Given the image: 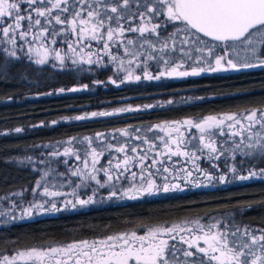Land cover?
Here are the masks:
<instances>
[{
	"label": "trees",
	"instance_id": "obj_1",
	"mask_svg": "<svg viewBox=\"0 0 264 264\" xmlns=\"http://www.w3.org/2000/svg\"><path fill=\"white\" fill-rule=\"evenodd\" d=\"M86 2L95 4L96 0ZM104 3L114 6L122 4V0H103L100 10L106 19L113 14L105 11ZM149 3L157 6L155 0H129L128 8L120 9L126 13L120 24L126 29L139 26V12L145 11L144 6ZM33 7L51 5L47 0L43 4L38 0ZM81 7H84L86 18V4L77 0H68L69 12L53 10L50 17L59 14L62 18H70L69 13ZM146 16L151 23L161 24L157 29L160 42L177 27L168 22L166 16L152 17L151 13ZM49 21L50 18L45 21L41 18L42 27L49 26ZM107 23L117 26L115 20H106ZM157 34L146 33L141 37L139 32H129L133 43L128 44V48L140 53L152 75L164 65L162 61L148 57H159L160 53L153 52L147 44L141 47V42L145 38L156 42ZM160 42L156 43L157 49ZM169 44L171 47L170 41ZM94 46L93 63L77 61L73 64L66 59L59 66L54 60L39 65L25 54L11 56L0 49L1 205L29 203L42 172H65L72 160L65 162L64 156L53 154L64 147L62 143H67V148L81 158L93 149L102 153L103 161L112 160L117 154L113 148L124 145L125 151L129 152L133 144L143 143V137L155 131L158 124L183 119L200 121L207 116L264 109V68L129 81L124 80L123 73L115 67L118 57L114 55L115 59L110 61L99 45ZM175 47L177 51L171 56L175 57L174 63L183 64L182 68L207 67L214 60L213 54L209 60L204 57L197 63L194 57L200 54L194 51L193 59L182 56L179 37ZM257 49L259 56L264 52V45L258 44ZM127 108L134 110L120 111ZM101 112L114 114L92 115ZM122 131L127 134L122 135ZM229 136L227 132L221 135L220 131L214 135L221 156L214 160L216 166L203 163L211 172L226 174V183L127 200L101 196L98 203L77 210H61L32 218H0V259L23 250L120 233L141 234L154 227L196 220L218 222V226L229 233L238 227L241 233L247 228L260 235L264 230V175L260 174V169H264V156L245 155L249 150L244 145L235 147L244 138L232 136L230 139ZM250 171L259 173L258 177L237 180L242 175H249ZM100 192H106V189H100ZM239 236L240 233L237 237L230 235V239L236 240ZM171 244L175 248L172 246L166 253L170 264H199L201 260L209 264L203 254L195 250H191L193 256L185 257L183 252L188 248L180 240ZM247 258L251 260L252 256Z\"/></svg>",
	"mask_w": 264,
	"mask_h": 264
},
{
	"label": "snow or ice",
	"instance_id": "obj_2",
	"mask_svg": "<svg viewBox=\"0 0 264 264\" xmlns=\"http://www.w3.org/2000/svg\"><path fill=\"white\" fill-rule=\"evenodd\" d=\"M78 3L87 7L86 18L83 15L84 7L80 10H73L69 13V17L62 18L57 14L52 17L56 24L65 26V31L68 29L76 36L77 43L81 41L95 40L97 43L103 42V52L106 55H110L111 42L115 39L124 36L125 31L139 32L141 37H144L146 33L157 34V29L161 27L160 23H151V20L146 16V13H151L152 17L163 15L166 16L167 21L171 22L177 27L175 31L169 33L167 37H164L163 42H160L161 36L157 34V41L152 42L145 38L141 42V47L147 44L153 52H159V57L149 56L148 59H158L163 62L164 70L158 75L153 76L147 68L143 71V79L146 80H159L161 77H185L200 75L205 69L203 67H193L189 71H180L183 67L182 63H174L175 57L171 56V53L176 52L177 49L176 39L179 37L182 48L180 49L181 55L188 59H193L192 52L199 53L194 57L197 63H200L205 56L212 57L215 50L219 45L225 46V53L222 55H215V66L212 67L209 64V70L215 72H226L229 70L239 71L241 69H253L264 68V52L259 56L257 55V45H264V0H155L157 6H153L152 3L145 5V11L139 12L141 24L136 27H129L125 29L120 20L126 14L121 12L120 9H127L129 6V0H122V4H116L110 6L106 3L103 4L105 11H110L113 15L105 16L101 12V4L103 0H96L95 4L87 3L86 0H77ZM26 3L29 7L22 8L21 4ZM38 3V0H0V32L4 37L10 39V42L16 44V33L18 32L21 40H26L31 34L33 41L39 42V46H33L29 44L28 53L35 54L37 59L34 61L39 65H44L48 62L50 53L55 52V60L61 65L64 64L66 56L61 54L60 50L50 49L45 47L43 41L48 37L45 35L48 32L46 27H41L38 32H33L34 26H41L40 19H33L31 12L34 11L36 17H46L51 15L53 10H59L60 13L69 12L68 0H47V3L51 7H33ZM39 3L43 4L44 0H39ZM23 12L29 14L25 16ZM27 20L26 30H21L24 26L23 21ZM107 21L116 22V27ZM51 21H49L50 23ZM182 33V35H181ZM51 35L54 37L57 32L53 31ZM204 38H207L205 40ZM171 42V47L169 44ZM208 41H214L216 43L210 44ZM159 43L157 49L156 43ZM52 44L56 43L55 39L51 40ZM128 44H132V40L127 41ZM90 46V45H89ZM243 46L250 55L242 58L239 62L232 58L228 54V49L235 52L237 47ZM68 51L72 53L73 57H79L80 63H93L91 57L92 53H87V59L80 54L84 51L83 47L74 48L72 43H68ZM11 56H15L16 53L9 52ZM125 55L137 57L140 53L131 51L125 48ZM114 60L115 57H112ZM72 63H77L76 59H72ZM124 61L121 60V69L123 70ZM129 64L133 63L132 60L128 61ZM125 79L131 81H139L140 75H134L132 70L127 71ZM114 82V81H113ZM77 89H72L76 91ZM63 91V90H61ZM132 108L120 109V111H133ZM114 113H93V116L100 115H113ZM86 117H76V119H85ZM225 121H229L227 124L229 129H233L230 133L232 136L242 135L245 131L249 132L247 137L248 143L242 139L236 148H240L244 145L249 151L244 153L245 155H253L254 153L264 156V134L261 132H252V129L259 124L261 129H264V109L247 110L245 114H225L222 117L207 116L199 122L193 120H184L182 122H175V126L172 125H157L160 131L165 132L168 140L165 142V151L170 156H187L191 155L195 158V153L182 152L180 145L183 143L184 133L181 131L182 126L188 128H196L200 133V143L203 148L207 149L209 153L216 159L215 156L218 149L215 145V141L210 137L206 140L205 134L211 133L214 129H220L225 125ZM244 121H247L245 125ZM237 125L239 126L237 128ZM20 131V129H16ZM176 133V137L173 138L172 133ZM125 135L126 132H121ZM223 133L221 132V135ZM103 135V134H98ZM147 143V141H145ZM175 145V150H172V146ZM151 147V146H150ZM117 152H125L124 147L116 148ZM136 151L135 148L132 149ZM69 154V149H65L64 155ZM157 155L161 153L157 152ZM102 153L92 151V166L93 171H99L95 168V165L99 162L97 157ZM146 156H141L139 159L143 161ZM132 158L125 155L122 162L115 165L116 169L121 168V164L124 165L125 171ZM153 164L157 163V160L153 159ZM85 168L88 167V161H84ZM215 166V165H213ZM108 179L111 180L112 176L109 174L108 169L103 170ZM168 171L167 168L164 169ZM235 172V169H232ZM77 172H73V175H77ZM256 171H250L248 176H240L241 180H247L250 177L257 176ZM260 174L264 175V169H260ZM91 175V173H89ZM135 175V173H133ZM188 175H191L189 172ZM207 175V174H206ZM92 179L96 177L91 176ZM208 179H212L208 176ZM221 183L225 181V177H220ZM103 186V185H101ZM154 187L151 180L148 181L147 188H142V191L150 192ZM167 185L164 187V191H168ZM44 195H60V193H49L47 188L44 189ZM127 194V193H126ZM135 198V197H130ZM89 201H80L81 204L89 203ZM55 208V205L52 206ZM32 209H25V214H31ZM199 230L202 235H196L190 238L180 237L181 243H186L188 248L196 249V252L202 253L204 257H207L209 264H264V230H261L260 235H256L254 232L247 228L241 233V230L237 227L235 231L229 233L226 228H220L218 223H213L207 226L205 230L204 225H199ZM191 231V229L184 228L176 225L173 227H155L148 231L145 236H137L135 233L130 236L119 235L109 236L106 240L94 241L91 244L88 241H83L81 244H71L66 248H50L48 250L32 249L30 251L20 252L18 257H4L0 264H16L17 259L23 261L24 264H67L66 260L59 259V256H69V254L77 257L75 264H170L167 258L168 241L162 239L164 235H171L173 233H182ZM233 240L231 237H237ZM172 239H175V235H171ZM202 242L203 246H198ZM259 245V248L256 246ZM175 248V246H173ZM255 249V250H254ZM257 252L260 254L257 255ZM185 257L193 256L192 251L185 250L183 252ZM251 255L252 259L247 257ZM199 264H204L201 260Z\"/></svg>",
	"mask_w": 264,
	"mask_h": 264
},
{
	"label": "rangeland",
	"instance_id": "obj_3",
	"mask_svg": "<svg viewBox=\"0 0 264 264\" xmlns=\"http://www.w3.org/2000/svg\"><path fill=\"white\" fill-rule=\"evenodd\" d=\"M21 7L28 8L29 6L26 3H22ZM22 14L27 16L29 13L23 12ZM31 15L33 19L38 18L41 20V18H43L44 21L50 18L51 24L46 27L48 29V32L45 34L48 37V39L43 41V43L47 48L60 50L61 54L65 55L66 59H68L69 62H72V59H76L77 61H79V57H73L72 53L68 51L69 42H71L73 47L77 48V50H79V47H83L84 51L80 55L84 56L85 58H87L88 52L94 51L95 49L94 44L99 45L101 47L100 51H103V42L97 43L95 40H92V41H81L78 44L76 36L71 32V30L68 29L67 31H65V26L56 24L55 20L52 19L50 15L46 17H36L34 11L31 12ZM22 24L24 27L21 30H26L28 21L25 20L22 22ZM41 27L42 25L34 26L33 32H38ZM53 31L57 32V35L54 37L51 35ZM129 32L131 31H125L123 37H119L115 39L114 42H111V47L109 50L110 55H106L110 58V61L112 60V57L114 55L118 57L115 67L119 72L123 73L124 80H127L125 79V77L127 75L128 70H132L134 75H140L141 78H143V71L145 68H147V70L151 73V71L149 70L146 64L147 63L146 60L145 61L141 60L140 55L137 57L125 55V48L131 50L130 48H128V43H127L128 40H131L130 39L131 36H129ZM52 39L56 40L55 44L51 43ZM29 44H32L33 46H39V42L33 41L31 34L27 37L26 40H21L17 32L16 44L13 45L10 42V39L4 37L3 33L0 32V49L4 50V53L6 54L14 51L16 54L18 53L25 54L28 58L35 61L37 59L35 54L33 53L30 56L28 53ZM225 51L226 49L224 45H219V47L216 48L214 53V60L211 62L212 67L215 66L214 64L215 55H222L225 53ZM227 51L228 54L232 56L233 59L236 58L237 56L238 59L237 58L236 59L238 62L242 60L241 58H244L249 55V52L246 51L243 46L237 47V50L235 52L231 51L230 49H228ZM205 59L209 60L210 57L205 56ZM49 60H54V62L56 63L55 65L57 66L60 65V63L55 60L54 51L50 53ZM121 60L124 61L123 70L121 69ZM129 60H132L133 63L129 64L128 63ZM203 68L205 70L200 74L215 72L209 70V65ZM163 70L164 67L153 75L154 76L158 75ZM179 70L190 72L192 68H180ZM215 73H223V72H215ZM177 78H182V77H177ZM243 114L245 113L240 114L241 118ZM222 116H218V117H222ZM184 120H192V119L171 121L158 125L175 126V122H182ZM193 121L199 122L196 120ZM228 123L230 122L225 121V125L222 126V128L214 129L212 130L211 133H206L205 139L207 140L210 137V139L214 141V135L218 131L222 132L223 134L224 132L229 133L230 135L229 138L231 139L232 135L230 133L233 131V129H229L227 127ZM244 123L245 125H247V121H244ZM257 125L252 129V132H261L262 134H264V129H261L260 125L259 127ZM238 127L239 126L237 125V128ZM154 128L155 131L143 137L144 138L143 141L144 142L147 141V143L146 142L142 143L141 141H139L138 143L133 144L129 148V152L128 151L117 152V154L114 155V158L112 160H106V161H103V157L101 155H98L97 159L99 162L95 165V168L99 169V171H93L92 156H91L93 149L87 151L85 155L81 158L75 151L67 148L68 146L67 143H62L64 147L61 148V150L54 152L53 154L55 156L56 155L64 156L65 159L63 161L65 162L72 160L70 165H67V169H65V172L53 173V174L47 171L42 172L41 177L36 181L33 187V197L31 200H29V203L23 204L21 206H13L11 203H8L7 206L0 204V218L1 219L6 217L32 218L40 215L55 214L61 210H77L80 208L88 207L91 204L98 203L100 201L101 196H104V198L112 197L117 200H127V199L140 198L143 196H156L167 192H180L190 188L193 189V188H202V187H213L216 186L217 184H223L227 182L226 174H220L219 172H211L208 169V167H206L208 165L206 166L203 165V163H207V162L209 163V166L215 165L214 160L216 158H214L207 149L203 148V146L200 143L201 133L196 128H188L187 126L181 127V131L184 133V137H183V143H181L180 145V150L182 152L195 153V158H193L191 155L170 156L165 151V142L168 140V137L165 135V132L160 131L157 128V125ZM248 135L249 132L245 131L242 135H238V136H242L244 138L245 143L247 144ZM172 136L173 138H175L176 133L173 132ZM215 145L218 149L216 143ZM122 147L125 146L123 145ZM133 148L136 149L135 152L132 151ZM65 149H69L68 155H64ZM113 149L116 151V148ZM172 150H175V145L172 146ZM157 152L161 153V155H157L156 154ZM125 155L132 158L127 166V171H125L123 164H121V168L119 170L116 169L115 165L117 163L122 162ZM141 156H146L147 158L141 161L139 159V157ZM215 156L218 157L221 156V151L219 149L215 154ZM153 159L157 160L156 164L152 163ZM85 160L88 161L87 168H85L84 165ZM165 168L168 169L167 172L164 171ZM104 169H108L109 174L112 176L111 180H109L108 176L105 175L103 171ZM73 172H77L78 174L73 175ZM189 172L191 173V175H188ZM89 173H91V175H89ZM133 173H135V175H133ZM92 175H94L96 178L92 179L91 178ZM258 175L259 173L257 174V176L250 178H256L258 177ZM208 176H211L212 179H208ZM221 176L225 177V181L223 183H221L220 181ZM149 180H151L154 184L153 189L150 192L142 191L141 190L142 188L144 189L147 188ZM237 180H241V179L238 178ZM165 185L168 186L169 188L168 191H164ZM45 188H47L49 193L57 192L60 193V195L46 196L43 194ZM100 189H106V192L101 193ZM130 197H135V198H130ZM89 200L91 201L89 203H85V204L80 203V201H89ZM53 204L55 205V208L52 207ZM28 208L32 209L31 214H25L24 210ZM213 223H218V222L212 221L206 223L196 220V221H188V222H182V223L171 224L167 226H158V227L167 228V227H173L179 225L184 228L191 229V231H186L179 234L177 233L171 234L176 236L175 239H172L171 235L162 236L161 237L162 239L168 241V249H169L174 244V243L171 244V242H174V240L175 241L180 240L181 236H184L185 238H190L196 235H202L203 233L199 230V225H204L206 230L207 226ZM149 230L141 234L135 232H128V233H120L112 236H119L125 234L130 236L133 233H135L137 236H145L147 235ZM108 237L98 238L94 240H82L78 242H71L65 245H56L49 248H43V249L36 248V249L48 250L53 247L66 248L68 245L71 244L79 245L83 241H88L91 244L94 241L106 240ZM184 244L188 248V245L186 243ZM198 246L202 247L203 246L202 242ZM30 250L32 249L23 250L20 252H25ZM188 250L196 251L195 247L191 249L188 248ZM20 252L5 257H8L9 259H11L12 257H18V254ZM3 258H1L0 261H2ZM58 258L62 260H66L67 264H75L77 259V257L72 254H69V256H59ZM205 258L207 259V257ZM16 264H24V262L17 259Z\"/></svg>",
	"mask_w": 264,
	"mask_h": 264
},
{
	"label": "water",
	"instance_id": "obj_4",
	"mask_svg": "<svg viewBox=\"0 0 264 264\" xmlns=\"http://www.w3.org/2000/svg\"><path fill=\"white\" fill-rule=\"evenodd\" d=\"M205 39H207V38H205ZM212 42H214V41H212ZM253 69H257V68H253ZM244 70H252V69H241L239 71H244Z\"/></svg>",
	"mask_w": 264,
	"mask_h": 264
}]
</instances>
